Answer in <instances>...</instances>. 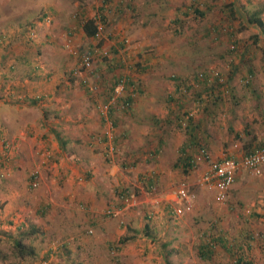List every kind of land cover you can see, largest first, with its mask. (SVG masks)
Wrapping results in <instances>:
<instances>
[{"label":"rangeland","instance_id":"1","mask_svg":"<svg viewBox=\"0 0 264 264\" xmlns=\"http://www.w3.org/2000/svg\"><path fill=\"white\" fill-rule=\"evenodd\" d=\"M119 1L120 0H113L110 4L113 6ZM121 1L126 2V0ZM133 1L135 2L137 10H130L125 7V10L118 15L116 14V17L114 13H111L113 12L112 9L107 12V14L109 13V24L104 27L106 29L103 28L101 30L98 38L93 40V38H89L88 36L80 37L78 33L69 35L68 31L74 26L71 14L75 10L85 8L87 13L90 12L89 15H94L96 10H93V4H99L100 0H0V23L8 22L6 26H0V51L10 52V49L14 51L17 50L16 48L19 46L21 49H24V46L26 47L29 43L33 48L32 52L36 55V47L42 46L38 45L36 38H38V36L41 38L40 36L42 34L46 36L53 27V24H57V21L61 22L63 19H70V23L66 25V27H64L66 21H62L63 28H61L62 31L60 33L63 34V37L65 35L76 38L77 44L71 41L67 45L69 37L58 46V50L56 46H53V49L59 52L61 58L64 57L63 55L69 56L70 53L73 54L71 56L74 58L71 57L69 62L67 61L69 65V67H67L68 69H64L62 72L64 73L63 77L58 78L56 76V82L60 81L62 78L65 80V77L71 78L70 70L74 69L77 65H81L77 56V50L79 48L82 51L87 50L92 44L101 41V54L93 58L92 69L87 71L83 70L81 72L83 74H78L80 78H72L71 81L74 82V84H72L73 86H81L83 80L87 82V86H94L93 79L99 77L101 79L100 82L103 81V83L97 85L103 92L107 87H111L112 81H115V79H111L112 74L117 75L119 70L115 69L114 73L107 69L106 71L103 70L108 63L105 64V62H102L101 58L106 56L107 59L113 56L118 57L124 53L134 57L138 52L148 54L147 50L151 52L150 49H152L153 53H151L157 60L154 64L149 66L147 70L142 71L140 83L147 87L150 86L151 88V90H149L150 94L144 91L142 97L145 98L144 95H146L150 98L149 100L155 101V104L153 103L154 105L152 106L154 109L152 111L147 109V112L150 111L154 113L155 116H160L161 119L163 118V114L165 115L164 112L167 109L165 106L166 104L164 105L165 101L161 100V97H164V95L167 96L168 91L173 88L172 81L169 80L170 75L176 74L187 78L189 76L188 74L191 72L203 69H217L223 74H227L230 69L233 68L232 66L235 67V64L239 66L241 71L246 68L247 64H242L241 61L244 60L243 58L246 57L247 54L244 55L242 51H238L237 53L229 51V46L231 44L228 42V34H206L210 25L212 26L215 22H222L219 20V17L215 15V11H208L205 16L192 17L189 15L187 18L188 23L182 26V32L175 34L173 29L170 28L171 21L175 19L176 16H179L181 11L179 6H182V4H191L193 0ZM219 1L221 0H212V2L216 4L215 6L220 5L217 4ZM236 1L237 6L243 5L246 8L242 9L244 14L247 9L251 11L250 13L260 11L262 13V10H264V0H252L251 3H248L247 0ZM54 4L63 9V19H60L59 16L52 13L50 6H54ZM45 11L50 14V17L47 18V22L43 21L40 27L37 28V22L42 21V14ZM243 17L244 15H239V17L233 18L234 29H236V27L238 29V26L243 24ZM113 31L116 32L115 34H121L120 37L119 35L117 38L110 37L109 34ZM250 32L257 33V28H249L247 32L241 33L242 40L239 34L236 35L235 33V37L240 39L242 44H250L252 43L249 38ZM122 36L127 37L131 44L124 50L122 48L119 49V52L113 55L111 47L117 46V41L120 40ZM34 42L37 43L36 46H34ZM46 48L48 47H41L39 50L45 51ZM253 48H256V51L253 54L255 57L251 58V64H254L255 69H258V75L256 77L258 79L256 83L258 82L260 86L264 87V50L259 48L258 45L253 46ZM167 50H172L169 63L163 60V58L162 60L160 58L161 52ZM41 69L42 68H39L38 70L41 71ZM44 69L45 73H49L48 68L45 67ZM125 70L126 69L122 71ZM16 74H18V71L13 75L17 77ZM241 74L242 73L239 72L236 78ZM48 75L49 74H41L42 77L37 80H43L42 78L46 79ZM137 77L139 76L137 75ZM105 80L107 82H104ZM51 81H53L52 78ZM9 82V80L5 81V84ZM49 82L50 80L47 83ZM187 82L189 81L187 80ZM236 88V92L238 91L236 96L239 101L238 105L235 106L237 113L228 111L230 101L227 100L221 108L219 107L220 112H218L215 117L210 118L206 124L205 130H203L205 134L211 136L213 142H219L220 146L213 147L214 151H219V153L222 154H218L219 156H239L240 152H244V144L255 134L264 141V88L259 89L257 87L255 93L247 92L241 85H237ZM192 91L193 89H189L187 93L184 92L185 95L183 96L186 101L185 105L191 108L190 110L195 111V115L192 117V119L195 120L196 115L199 116L200 112H204L200 109L198 111L195 104H190V101L193 99L191 97ZM36 92L38 93L37 90ZM241 93H245V96H242ZM40 96L42 95H37L38 98ZM224 97L228 98L229 96L225 94ZM47 99L48 98H46L45 101H47ZM94 105V103L92 105L90 102L87 104L85 101L83 112H71V110H69L68 114L70 116L73 114H83L86 119H92L93 124L95 121L99 120V123L101 122L99 130H102V132H97L104 134V131H108L112 136L111 130L114 127L111 121H101L100 119H102V116L98 119L101 109H99L98 105ZM53 106H55V104L45 106L44 109L42 105L40 107L37 106V109H34L30 115L35 118L36 111L46 112L48 124L42 125V128L49 126L56 132H61V127L56 124L58 121H54L56 119L52 118L63 117L62 114L66 112L64 108L54 111L52 109ZM175 108L176 106L174 109ZM211 109L213 110V108ZM128 115L129 114L126 113L122 116L127 117ZM143 115L144 114L140 113L142 117L140 120L143 123H140V125L137 124L136 131L140 132L143 130L141 128L149 126L153 131L161 132L162 129L153 125L152 122L149 121V118H147L145 124L143 118L146 119V116ZM135 116H138L137 112ZM80 122L81 119L77 122L70 119V123L68 124L69 129H65V131L72 133L77 130L75 132L82 134V130L79 127ZM86 123L84 121V124ZM34 126L36 127V123ZM96 127L97 125L94 124L93 128ZM33 129L32 127V132H34ZM184 130L176 129L175 132L184 135ZM246 131L250 134L247 135ZM237 133H239L238 137H236ZM6 139L7 138H2V135H0V184L9 180L10 173L7 172L8 169L11 172L12 178L15 174L13 170L14 162H11V160L9 161L10 156L13 157L16 153V155H23L24 159L26 158L15 141L10 140V138L9 140ZM202 144H204V142H202ZM66 147H68V144H66ZM205 147L213 157L217 156L214 152H211L212 146L205 144ZM118 148L119 149H116V151H108L111 155L110 159H113L112 163L121 168L119 171L120 175L117 176L116 171V173H113L111 163L107 158L98 155L96 162L100 168L97 169L94 180L92 181V178L84 173L83 177H80L82 178L81 181L80 178L79 180L78 178L74 180L75 186L79 185L81 188H86L88 191H97V189H100L103 194L101 208L103 212L101 216L103 219H112L116 217L107 215L106 212L110 207L120 208L118 209L119 213L117 215H121L120 219L114 220L115 232L109 234L108 239H106L105 235L101 234V230H99V228L96 229V227L92 228L93 232L91 233L88 232V228H85L82 232L81 236L87 240L84 241V243L100 242L95 244L99 246L97 250L99 251V256L96 259L88 260L89 256L84 255V252L79 250L81 244L76 242L77 245H73L69 237H64L61 234H59V237L57 234L47 236L48 238L45 237L41 241L39 230V232H36V245H34L35 241H29L30 239L28 238L25 239V243H31L32 246L35 247L37 253L36 260L27 256L26 264L231 263L232 259L230 260L228 255H226L221 248L215 251L210 261H202L198 258L197 247L201 242L200 235L203 231L221 234L224 238L226 237L230 240H232L233 237L237 238L242 235L243 239L241 242L243 243V248H246L245 242H249L250 244V249L245 250L250 254L252 260H254L256 264H264V239L261 236V233L264 234V167H262L263 171L257 175L247 171H240L235 183L228 191L227 199L223 203H217L213 198V193L200 185L198 180L200 170H197L198 168L193 172L190 170L185 171L181 167L178 169L169 166L170 174H168L166 169L163 168L164 163L160 161L159 166L156 159L149 160V158H151L149 152H147L149 149L144 150L143 147L141 150L135 151L134 147L130 145L128 141H123V144L118 145ZM69 152L68 150L67 154H69ZM63 157H65V154ZM44 158H46V156H44ZM62 159V156L56 158L58 165ZM169 159H171V157H169ZM123 163H125V165ZM45 167L44 173H46V175L53 176L54 172H56V168L52 167V165H45ZM78 167L79 164L77 165V168ZM18 168L22 169L19 166ZM36 170L39 171L42 180L41 163L39 164L36 159L29 169H22L21 178L24 179L25 184L27 180V184H30V175ZM151 171L156 173L157 178H155L154 185H152V187L149 186L147 189L146 184L141 181V178H146ZM85 180L89 182L87 183ZM121 187H127L126 189H128V192H135V194L138 190V194H136L137 198L132 199L131 202L122 200L124 203L122 207L119 206L120 203L115 204V202H113L114 193L117 194V191H119ZM178 187H185L194 195L193 204L191 206L188 207L180 199H175L173 198L174 196H170L173 195L172 193H174V190ZM77 205L80 208L85 207L82 201H79ZM167 206H170V208H181L182 213L178 216H174L171 213L168 214ZM24 210H26V208H23L22 211L17 210L20 219H24L27 214ZM13 220H15V218ZM24 221H26V219H24ZM30 229L29 227L24 230ZM7 233L8 231L4 234H0V250L1 253H5L10 260L15 261L16 259L11 253L12 245L9 236L5 235ZM77 241L80 242V239ZM46 254H48V257L45 258L44 255Z\"/></svg>","mask_w":264,"mask_h":264},{"label":"crops","instance_id":"2","mask_svg":"<svg viewBox=\"0 0 264 264\" xmlns=\"http://www.w3.org/2000/svg\"><path fill=\"white\" fill-rule=\"evenodd\" d=\"M50 7L53 14H56L60 17V19H63V9L60 6L54 4V6ZM89 13L90 12L87 14L89 15ZM49 15L50 14L45 11L42 21L37 22L36 27H40L43 21L47 22L46 20H48L47 18L50 17ZM63 20L66 21L64 27L69 25L70 19ZM62 21H57V24H53V27L46 36H43L42 34L40 36L41 38H39V36L36 38L38 45H42L38 48L36 47V55H34L32 52L33 48L29 43L26 47L24 46V49H21L19 46L16 48L17 50L14 51H12V49H10V52L0 51V135H2V138L4 137L8 140L10 138V140L15 141L20 147L19 149L26 156L25 159L23 155H16V153L14 154L15 156H10L9 161L11 160V162H14L13 170L15 174L12 178L11 172L8 169L7 172L10 173V175L8 174L10 177H8L9 180L0 184V234H4L6 231H8V233L5 235L14 237L19 234L20 230H24L25 228L29 227L40 230L39 234L41 241L45 237L48 238L47 236L57 234L59 237V234H61L64 237H69L72 240L73 245H75L76 242L81 244L79 250L84 252V255L89 256V259L87 258L88 260H92L99 256V251H97L99 246L95 244L100 242L84 243V241L87 240L81 236L82 232L85 228H88V232L89 230L93 232L92 228L96 227V229L99 228V230H101V234L105 235L106 239H108V235L115 232L114 220L120 219L121 215L113 217L112 219H103L101 216L103 213L101 211L103 194L101 193L100 189H97V191H88L86 188H81L79 185L75 186V178H78L79 180L80 177H83L84 174H87L92 178L93 181L96 177L97 169L100 168L96 162L98 155H102L103 157L107 158L111 163V169L113 173L117 172V176L120 175L119 171L121 168L112 163L113 159H110L111 155L109 151H116V149H119L118 145L123 144V141L130 142V145L134 147L135 151H139L143 147L144 150L149 149L147 152L156 149V160L158 161V164L160 161L164 163L163 168H165L166 172L170 174L169 166H172L171 168H175L179 151L187 146L190 139L186 133H184V135H180L178 132L171 131V128L168 126H164L168 132H164L163 129L161 132L153 131L149 126L146 128H141L143 130L140 132L136 131L137 124L140 125V123H143L140 120L142 119L140 113L144 114L143 116H146V119L143 118L145 124L147 118L150 119L151 117L155 116L154 113L150 112L154 109L152 106L155 104V101L149 100L150 98H148L146 95H144L145 98H143V94L141 93L137 94L133 100L131 105V115L124 117L122 116L123 112L121 111L117 114V118L115 119L116 127L113 125L114 128L111 130L112 136L109 132L106 133V131H104V134L98 133L100 131L99 127L101 124V122L99 123V120L94 122L97 127L93 128L94 124L92 119H86L83 114H73L70 116L68 114L69 110H71V112H83L85 101L87 104L90 102L93 105L96 96L94 91L97 92V90H95V88L91 85L88 86L89 88L83 87L82 84L81 86H73L72 84H74V82L67 77H65V80L62 78L60 81L56 82V76L58 78L63 77L64 73L62 72L64 69H68L67 67H69V59L71 57L74 58L71 56L73 55L71 53L69 56L63 55L64 57L61 58L59 52L53 49V46H56L57 49L61 43L65 42V40L69 38L65 35L63 37V34L60 33L62 31L61 28H63ZM7 23L8 22L0 23V26L4 27ZM70 32L71 29L68 31V33L70 34ZM73 33L74 35L78 33L80 37H86V34L83 32L80 33L78 31ZM70 38L72 42L77 44L76 38L71 36ZM36 42L33 43L34 46L37 45ZM41 47L48 48H46L45 51H40L39 48ZM148 51L149 50H147V52ZM171 52L172 50L161 52V60L163 58V60H166L169 63V59L172 55ZM120 58L123 59L124 66L131 65L135 61H138L142 64L139 66L141 69H139L138 72L131 74L135 75L136 77L138 75L139 79L141 78L142 71L147 70V68L154 64L157 60V58L152 54H149V52L148 54L138 52L134 57L130 54L124 53L120 56ZM45 67L49 69V73H45ZM39 68H42L41 71L38 70ZM106 68H108L107 65L105 69L103 68V70L106 71ZM74 69H76V67ZM116 69L119 70V72H117L118 76L121 73V70L118 67H116ZM17 71L18 74H16V77L13 74H15ZM111 72L114 73V70ZM41 74L49 75L46 76V79L42 78L43 80H37L42 77ZM51 78L53 81H51ZM120 78H117L116 80ZM7 80L10 82L5 84V81ZM47 80H50V82L47 83ZM141 85L145 92L150 94V86L147 87L146 85L144 86V84ZM257 87L259 89L264 88L260 86L258 82L256 85L254 84V89ZM173 89L174 87L172 90ZM172 90H169L168 92L170 93ZM237 92L235 89L234 94ZM100 93H102V91ZM37 95L42 96L38 98ZM241 95L245 96V93H241ZM46 98H48L47 101H45ZM166 99V95L161 97V100L165 101V103H167ZM192 100L190 101L191 105L195 104V101ZM53 104L56 106L52 107L54 111L64 108L66 112L65 114H62L63 117L52 118L56 119L54 121H58L56 124L61 127V132H56L49 126L42 128V125L48 124L46 112L43 113L36 111L35 118L31 117L30 115L34 109H37V106L40 107L42 105L44 109L45 106ZM97 105L99 106L100 103L98 102ZM208 107L209 108L206 112H200L199 116L196 115L194 122L199 124V128L195 129V132L192 135L196 141L193 140L194 143H190V146L186 148L190 153H194L193 159H195V163H193L191 166L192 168L189 170L195 172L196 168H198L197 170H200L199 178L206 170V163L203 158H201V155H199L201 152V150L199 152V149L202 147V145L205 146V144H207L212 146L211 152H214L217 155L214 157L211 155L213 158L217 159L222 157L218 155L220 154L219 151H214L213 148L215 146H220L219 142H213L211 136L203 132L207 122L212 116L209 111H212L211 108H213V106L208 103ZM166 108L167 109L164 112L165 115L163 114V118L172 111L169 106H166ZM147 109L150 111L147 112ZM174 111L178 112L177 110ZM228 111H234L237 113V109H233L232 107H229ZM136 112L138 113V116H135ZM194 113L195 111H192V117H194ZM100 116H102V119L107 121V115L104 111H101V113L98 115V119ZM158 118H160V116ZM70 119H72V121L75 120L76 122L81 119L79 127L82 130V134L75 132L77 130L72 133L65 131V129H69L68 124L70 123ZM102 119L100 120L102 121ZM84 121L85 123L87 121V123L84 124ZM35 123L36 127L34 126ZM32 127L34 128V132H32ZM100 132H102V130ZM161 138L162 141L160 142ZM202 142H204V144H202ZM66 144H68V147H66ZM68 150L70 151L69 154H67ZM242 153L240 152L239 155ZM64 154L65 157H63ZM44 156H46V158H44ZM60 156H62L63 159L60 160L58 165L56 158ZM168 156L171 157V159H169ZM35 159L39 162V164L41 163L42 170V180L36 190L30 188V184H27L28 180L25 184L24 179L21 178L22 169H29ZM78 164L79 169L77 168ZM45 165H52V167L56 168V172H54L53 176H49L48 174L46 175V173H44V168H46ZM18 166L22 169H19ZM176 168L179 169L180 167L178 166ZM81 180L82 178H80V181ZM85 182L88 183L89 181L85 180ZM109 196L111 197L110 194ZM170 196L173 197V195ZM79 201L84 203V208L78 207L77 203ZM120 201L122 202L120 197L114 193L113 202H115V204H119ZM123 205L124 203L122 206ZM23 208H26L24 211L27 212L24 218L26 221H24L23 218L20 219L19 212H17V210L22 211ZM169 208L170 206H167V209ZM14 218L15 220H13ZM28 239H30L29 241H35L34 245H36V233H33L32 237ZM79 239L80 242L77 241ZM0 264L23 263H19L17 260H0Z\"/></svg>","mask_w":264,"mask_h":264},{"label":"trees","instance_id":"3","mask_svg":"<svg viewBox=\"0 0 264 264\" xmlns=\"http://www.w3.org/2000/svg\"><path fill=\"white\" fill-rule=\"evenodd\" d=\"M113 0H100L99 4L95 5L93 4V10H96L94 15H88L87 10L85 8H80L79 10H75L72 14V20L74 21V26L71 28L70 34H73V32H83L86 34V36L93 38V40L98 38V35L101 33V30L109 24V16L107 12L112 11L111 13L118 15L119 13H122L125 10V7L129 8L130 10H137L135 2L133 0H126V2H122L121 0L117 3H115L113 6H111L110 3H112ZM248 3H251L252 0H247ZM217 4H220L219 6H215L216 4L212 2V0H193L191 4H182V6H179L181 9L179 16H176L175 19H173L170 23L171 27L175 34H179L182 29V26L188 23V16L191 15L192 17H198V16H205L208 11H215L217 17H219V20L222 21L220 23H214L212 26L210 25V28L206 31V34H214L216 35L226 33L229 35L228 42L233 45L231 48L229 46L230 52H238L242 51V53L246 55L244 57L243 61H241L242 64H247L246 68L241 71L239 69V66L235 64V67L230 69V71L227 74H223L220 70H218L221 74L218 76H212L211 72L212 69L209 70H197L193 71L187 78H184L182 76H178L176 74H172L169 76V80L172 81V85L174 89L172 92L167 93V99H166V106H169V108L172 110L171 113H168L167 116H165L162 120L161 118H158L157 116H153L150 118V122H152L154 125L158 126L160 129H163L164 132H168L164 128V126H168L171 128V131H175L176 129H185L184 133L189 136L190 141L188 142L187 146L182 148L179 151V155L177 157V164L176 167H181L183 170H189L191 169L193 163H195L194 153H190L186 148L190 146V143L193 144V140L195 138L192 137V135L195 132V129H198L199 124L195 123L192 117H189V113L191 108H188V106H185L186 101L183 95L184 89L185 92L189 89H193L191 93V97L195 101V107L198 108L202 112H206L208 107V103L213 106V110L209 111L211 113V117H215V115L220 112L221 106L225 103L226 100L230 101V107L233 109L236 105H238L239 101L234 94L235 89L237 85H241L247 92L255 93L256 90L254 89L255 81L258 79L257 72L258 69H255V65L252 63V57L254 52L256 51V48H253V46L258 45L259 48L264 50V10L260 12H253L250 13V10H246V13L244 14L242 12V9H246L243 5L237 6L236 0H231L225 2V0H221L217 2ZM244 15L242 22L243 24H240L238 26V29H234L233 24V18L239 17ZM248 16V17H247ZM44 17V13L42 14V18ZM249 28H257V33L250 32L249 38L250 42L252 43H241L240 39L242 40L241 33L247 32ZM106 29V28H104ZM116 32H110V37H118V35H121L119 33L115 34ZM236 35H240V39L235 37ZM69 34V35H70ZM70 37V36H69ZM71 41V38H69ZM101 48V41H97L95 44H92L90 48L88 47L87 50H81L80 48L77 50V56L78 60L81 63L82 55H94V57H97L98 51ZM124 50V42L117 41V46H112L111 51L114 55L119 52V49ZM240 49V50H239ZM254 49V50H253ZM258 49V48H257ZM95 50L97 52H95ZM79 51V52H78ZM152 52V49H150ZM149 52V51H148ZM149 52L150 54H152ZM154 56V55H153ZM246 59V60H245ZM107 56L101 58L102 62L108 63V68H106L108 71H115L116 67H118L120 70H128L125 73H120L118 76L114 74L111 79H117V78H125L124 80V93L117 96L118 105L110 106L109 111L107 112V120L111 121L112 126H115V119L117 118V114L121 111L122 114H132V108L131 105L133 103V100L135 99L137 94H143L144 89L140 83L139 77H136L134 74L141 69L139 66L142 64L138 61L133 62V66L125 67L123 65L124 61L120 57H118V60L116 58L115 60L107 61ZM248 60V61H247ZM77 68V66H76ZM217 70V69H216ZM130 71V73H129ZM242 73L240 76L237 77V74ZM82 70L76 71V69L70 70L71 78H80V75ZM81 73V74H80ZM80 74V75H78ZM78 75V76H77ZM100 78L93 79L94 87L96 91L94 104L97 105L98 102L102 104H107L109 98L113 97L115 95V87L116 83L120 81V79L115 81H112L111 87H107L102 93H100L102 90L98 89V85L102 84L103 81L100 82ZM187 80L189 82H187ZM240 81V82H239ZM81 82V81H80ZM104 82H107L106 80ZM240 83V84H239ZM82 86L85 88H89L87 86V82L83 80L81 82ZM98 84V85H97ZM225 94H228V98H225ZM206 97V98H205ZM206 99V101H205ZM122 102V103H121ZM206 102V103H204ZM121 103V104H120ZM122 104L124 105V108L121 109ZM94 105V106H95ZM176 108L174 109V107ZM185 107V108H184ZM220 107V108H219ZM173 108V109H172ZM184 109V110H182ZM177 110L178 112L174 111ZM211 110V109H210ZM183 111V112H182ZM176 112V113H174ZM182 112V113H180ZM104 120V119H102ZM188 121V122H187ZM186 123V126L184 127L183 123ZM117 124V123H116ZM170 131V132H171ZM247 135L250 134L248 131H246ZM191 135V136H190ZM239 133L236 134V137H238ZM162 141V138L160 139V142ZM264 145V141L256 136V134L249 138L246 144H244V151L248 152L250 151L254 146ZM261 146V147H262ZM205 148V149H204ZM207 151L206 147L202 145V147L199 149ZM198 153V152H197ZM149 155L151 156L150 159H157V150L153 149L149 151ZM201 155V153H199ZM125 165V163H123ZM89 177V175H87ZM156 177V173L151 171L150 174L146 176V178H141L142 182L146 184L147 189L152 187L154 185ZM31 188V187H30ZM120 188V187H119ZM122 188L117 191V195L120 197V200L124 199L128 195V189ZM35 189V188H31ZM118 190V189H117ZM138 191V190H137ZM136 191V194H138ZM130 192V191H129ZM123 202H120L119 206L122 207ZM171 208L168 209V214L170 213ZM258 215V214H257ZM39 230H36V228H31L30 230H20L19 234L16 236H9L12 249L11 253L13 254L14 258L19 262L26 264L27 256L31 257L33 260H36V249L34 246H32L30 243H25L26 238L32 237L33 233H36ZM245 236V235H244ZM262 238L264 239V234L261 233ZM201 242L197 247V253L198 258L202 261H210L212 260V257L217 251V249H223V251L228 255L229 259H232L231 263L227 264H256L254 260L250 257V254L245 249H250L249 242H245V249L243 248V243L241 240L243 239L242 235H240L237 238H234L232 240L228 238H224L221 234H213V233H207L206 231H203L200 235ZM240 242V243H239ZM44 257H48V254L44 255ZM227 257V256H226ZM0 259L1 260H10L7 255L4 253H1L0 250ZM36 264V263H35ZM166 264H170L167 263Z\"/></svg>","mask_w":264,"mask_h":264},{"label":"built area","instance_id":"4","mask_svg":"<svg viewBox=\"0 0 264 264\" xmlns=\"http://www.w3.org/2000/svg\"><path fill=\"white\" fill-rule=\"evenodd\" d=\"M118 41L124 42V49L131 44L128 38L123 37V36ZM70 42L71 41L68 39L67 45ZM230 47L232 48L233 45H230ZM95 52L97 51L95 50ZM100 54L101 52L99 50L97 55L100 56ZM93 56L94 55H87V54L82 55L81 65L77 66L76 71L78 72L80 70L82 71L91 70L93 67L92 66ZM118 57L113 56L112 58H108L107 61H110V60L116 61V58L118 59ZM129 66H133V64L127 65L125 67L130 68ZM122 72L125 73L127 72V70L122 71ZM211 74L212 76H218L221 73L215 69L211 72ZM124 79L125 78H120V81L116 83L115 95L109 98L108 103L107 104L100 103L99 109H101V111H104L107 114L111 105L113 106L118 105L117 96L124 93V86H125ZM183 91L185 92V89ZM122 108H124L123 104L121 106V109ZM190 117H192V111L189 112L188 121L191 119ZM187 122L183 123V125L186 126ZM261 146L262 145L254 146L250 151L248 152L244 151L239 156L227 155V156H222L221 158H217V159L213 158L208 151L202 150L200 152L201 158H203V160L206 163V170L199 178V183L205 189L213 193V198L215 202L223 203L227 199L228 191L231 188V186L234 184L236 177L240 171L244 170L250 173H254L256 175L262 172V167L264 165V145L262 147ZM40 181H41V175L39 171L38 170L33 171L30 175V187L37 188L40 184ZM172 194L175 199H180L188 207L193 204L194 195L190 193L185 187L176 188L174 190V193ZM135 198H137V195L135 194V192H128V195L122 200L131 202L132 199H135ZM150 203H153V202H150ZM118 209L120 208L110 207L106 213L108 216H112V217L117 216L119 213ZM170 213L173 214L174 216H178L182 213V209L181 208H171ZM91 232L92 231L89 230V233Z\"/></svg>","mask_w":264,"mask_h":264}]
</instances>
